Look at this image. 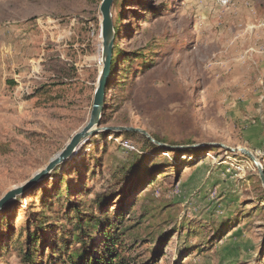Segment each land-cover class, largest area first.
Here are the masks:
<instances>
[{"label": "rangeland", "instance_id": "374dc122", "mask_svg": "<svg viewBox=\"0 0 264 264\" xmlns=\"http://www.w3.org/2000/svg\"><path fill=\"white\" fill-rule=\"evenodd\" d=\"M101 1L0 0V197L43 169L87 123L102 68ZM111 18L120 33L113 43L112 89L97 127L141 128L182 151L163 152L170 149L164 145L144 150L142 138L115 130L90 135L50 176L0 209V264H25L14 246L52 203L60 221L56 216L44 223L35 254L38 264H48L55 253L51 239L68 226L61 216L68 210L61 207L81 194L104 198L97 215L131 209L126 224L139 226L137 240L122 251L131 264H264L263 186L257 165L238 151H250L264 171L263 100L246 99L228 82L259 74L244 53L251 46L256 63L264 62V0H231L228 6L121 0ZM226 90L240 96L222 99ZM197 147L207 148L185 150ZM141 157L135 175L156 180L150 189L117 172ZM159 157L162 166L153 172L150 163ZM123 187L132 192L122 194ZM144 192L147 199H137ZM149 208L155 216L141 219ZM102 238L96 233L93 247Z\"/></svg>", "mask_w": 264, "mask_h": 264}, {"label": "trees", "instance_id": "16d2710c", "mask_svg": "<svg viewBox=\"0 0 264 264\" xmlns=\"http://www.w3.org/2000/svg\"><path fill=\"white\" fill-rule=\"evenodd\" d=\"M121 0H113V3L111 7L114 4H118ZM115 29V40L117 35H119L118 26L114 24ZM114 40V42H116ZM148 46L156 47L157 45L153 44L151 42ZM116 45L113 48L112 53V61H111V71L110 75L107 81V87H106V94H105V102L107 100L108 93H111L112 84H113V70L115 68V61H116V55L114 53L116 49ZM147 47V45H146ZM145 47V48H146ZM151 47V48H152ZM148 48V47H147ZM134 56L141 59V56L138 52H134ZM124 86V83L121 85ZM123 88V87H121ZM48 92V90H46ZM262 94V93H261ZM104 102V108H103V115L105 114L106 110V104ZM102 118V117H101ZM102 120V119H101ZM111 133V132H109ZM120 135L125 136H139L142 138V144L141 148L146 150L149 148H158L159 144L155 143L151 138L146 137L143 134L137 133V132H130V131H123L120 132ZM152 138L157 142H163L161 138H159L157 135H152ZM207 147H197V148H187L186 151L190 153L199 154L201 151L205 150ZM210 150H213L211 148ZM181 149H166L163 152L167 153H180ZM142 157L139 159H135L133 162H129V164L126 166H123L121 169H118V174H122L124 176V179L126 182L129 180H133L132 184H137L141 182V185L145 182H148L147 186L152 188L156 182L154 183V180L152 179H143L144 177H137L136 174V168L139 165V161H141ZM160 157L158 160L153 161L151 167H153L154 170H159L158 165L162 166V163H159ZM197 159H195L193 162H195ZM193 162L188 161V165H191ZM181 162H178L175 164V166L171 168L170 172H174V170H178L179 167L182 165ZM149 165V166H150ZM155 168V169H154ZM149 171V169H148ZM159 172V171H158ZM58 172H55V175ZM146 173V171H144ZM54 174L51 176L53 177ZM166 176V175H164ZM163 176V177H164ZM143 179V180H142ZM133 184V185H134ZM132 185V186H133ZM66 187L63 188V191L65 189H68V184L65 185ZM61 191L58 192V194ZM132 192L131 190H128L126 187H123L122 194H127ZM79 197L80 199L76 201V203H69L68 206L63 204L61 209H67V214L63 215V221L68 222V226L65 228V225L61 226V231H57L55 233V237L51 239L50 246L55 250V253L53 255H50V260L48 261V264H59L63 258L66 256L65 264H131V260L125 258L122 256V251H128L127 249L130 247V245H133L134 242L137 240V236L135 235V231H137L139 226H135L134 224H126L127 220H130V208H119L114 212L112 217L109 216V213L106 211H102L100 214H95V209L98 207H101L104 205V198L102 199V196L98 194L97 198L94 199H87L83 197L81 194ZM54 197V196H53ZM148 196H146L145 192L142 196L137 197L141 198L142 200H146ZM260 200V203L264 202V188L261 187L260 196L258 197ZM85 200V202L83 201ZM136 201V199L134 200ZM52 202V201H49ZM134 205V203H133ZM132 205V206H133ZM131 206V207H132ZM262 206V205H261ZM45 209H48V213L44 215V212H40V220L35 219L31 224V226H34V230L31 231L29 226L27 228H24L23 232L26 233L24 235L23 241L21 244L15 245V241L12 238V241L8 244L15 245L14 250L16 251V255L19 256L25 264H38L35 259V254L37 251L38 246L41 244V237L40 232L43 231L44 223L48 221H53L56 216L55 222H59L60 219L56 212L52 210V203L51 205L48 203L44 207ZM257 208H261L257 206ZM154 211H151V209H143L140 214L141 219H144L148 216V218H153L155 214ZM149 214V215H148ZM54 222V225H56ZM49 225L53 226L52 223H49ZM109 228H111V232L107 231ZM96 233H101L103 235L102 240L100 241L101 244L97 245L96 247H93L94 238ZM129 237L132 238V241H126ZM160 238V237H159ZM53 240V241H52ZM162 240V239H161ZM77 245L78 247L74 251L71 248L72 246ZM1 248H7V242L2 245Z\"/></svg>", "mask_w": 264, "mask_h": 264}, {"label": "water", "instance_id": "95a60500", "mask_svg": "<svg viewBox=\"0 0 264 264\" xmlns=\"http://www.w3.org/2000/svg\"><path fill=\"white\" fill-rule=\"evenodd\" d=\"M113 0H102L99 6L101 13V39H102V68L98 78V84L94 91L92 108L90 111V116L85 124L79 131L73 134L70 140L65 144L63 149L53 157L48 164L41 170L37 171L29 180L24 184L14 187L8 190L4 195L0 197V209L6 205L11 199L21 194L27 187L36 184L39 180L50 176V172L61 163H64L73 152H75L87 139L90 135L95 134L100 131H130L137 132L145 135L148 138H151L155 143L159 145L169 146V148H174L171 145H165L162 142L155 141L151 135L145 130L137 127L131 126H117V127H97L100 124V118L104 108L105 94L107 81L111 71V61L113 53V43L115 39V30L111 18V5ZM208 143H200L199 145L205 146ZM224 147L223 145H221ZM235 151L237 149H231ZM242 154L251 158L258 167L259 177L261 184L264 188V171L259 162L255 159L250 151L245 148L238 149Z\"/></svg>", "mask_w": 264, "mask_h": 264}, {"label": "crops", "instance_id": "0c3cea01", "mask_svg": "<svg viewBox=\"0 0 264 264\" xmlns=\"http://www.w3.org/2000/svg\"><path fill=\"white\" fill-rule=\"evenodd\" d=\"M250 48H252V47L250 46L245 51L244 56L246 58L252 60V63H254L253 64L254 66L252 65L250 68L252 69L253 73H254V71L258 72L259 73L258 76L255 78L252 73L250 76H247L246 74L243 77L234 76L228 82H229L230 86L231 85L232 86H238L241 89H243L242 92L244 93L246 99H253V98L255 99L256 98V101H259V102H260V100H263L261 104H262V107H264V98H262V97H264V94L263 95L260 94L257 97L256 92L253 91L255 87H258V89H260V90H257L258 92H260V93L264 92V68H263L264 62L261 61V63H259V62L256 63L255 60H256V57H258V55H257L258 52H252L251 53L250 51H248ZM259 54H263L262 56L264 57V53H259ZM254 57H255V59H254ZM240 68L242 71H244L242 68H245V66H243V67L240 66ZM231 73H232V71H231ZM229 77H231V76H229ZM254 78H255V81L253 80ZM226 83L227 82H225L223 84H226ZM226 86H229V85H226ZM227 93L228 94H237L235 92H232V93H230L229 91L227 92V90H226L225 92H222L221 98L222 99L227 98V95H226ZM235 96L239 97L240 95L237 94ZM263 117H264V109L262 110V115L261 114L259 115V118H263Z\"/></svg>", "mask_w": 264, "mask_h": 264}, {"label": "built area", "instance_id": "2783aa9c", "mask_svg": "<svg viewBox=\"0 0 264 264\" xmlns=\"http://www.w3.org/2000/svg\"><path fill=\"white\" fill-rule=\"evenodd\" d=\"M215 2L219 4L220 6H228L231 3V0H215ZM248 51H250L251 53L256 52L253 47L250 48ZM260 52L264 53V49H262V51Z\"/></svg>", "mask_w": 264, "mask_h": 264}, {"label": "bare ground", "instance_id": "6f19581e", "mask_svg": "<svg viewBox=\"0 0 264 264\" xmlns=\"http://www.w3.org/2000/svg\"><path fill=\"white\" fill-rule=\"evenodd\" d=\"M75 152H76V151H75ZM75 152H73V154H74ZM73 154H72V155H73ZM72 155H71V156H72Z\"/></svg>", "mask_w": 264, "mask_h": 264}]
</instances>
